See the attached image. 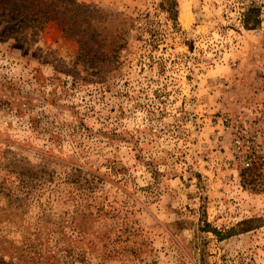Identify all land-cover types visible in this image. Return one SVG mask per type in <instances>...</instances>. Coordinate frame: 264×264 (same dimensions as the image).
I'll list each match as a JSON object with an SVG mask.
<instances>
[{
	"label": "rangeland",
	"instance_id": "rangeland-1",
	"mask_svg": "<svg viewBox=\"0 0 264 264\" xmlns=\"http://www.w3.org/2000/svg\"><path fill=\"white\" fill-rule=\"evenodd\" d=\"M76 1L116 57L0 18V264H264V0Z\"/></svg>",
	"mask_w": 264,
	"mask_h": 264
},
{
	"label": "trees",
	"instance_id": "trees-1",
	"mask_svg": "<svg viewBox=\"0 0 264 264\" xmlns=\"http://www.w3.org/2000/svg\"><path fill=\"white\" fill-rule=\"evenodd\" d=\"M170 12H175L176 0L163 3ZM118 14L102 8L79 3L76 0H0V18L6 22L3 34L11 29L28 24L31 29H41L48 20L57 21L66 36L77 38L83 53L79 59H89L88 49L95 47L91 63L96 59L114 58L127 42V28ZM118 22V23H117ZM243 23L254 28L260 23L259 8L249 6ZM110 49H106V48ZM216 232H219L215 229Z\"/></svg>",
	"mask_w": 264,
	"mask_h": 264
},
{
	"label": "built area",
	"instance_id": "built-area-1",
	"mask_svg": "<svg viewBox=\"0 0 264 264\" xmlns=\"http://www.w3.org/2000/svg\"><path fill=\"white\" fill-rule=\"evenodd\" d=\"M229 149L235 162L249 168L259 159L261 144L255 136L236 131L231 137Z\"/></svg>",
	"mask_w": 264,
	"mask_h": 264
}]
</instances>
